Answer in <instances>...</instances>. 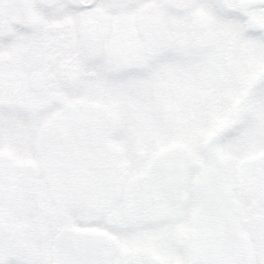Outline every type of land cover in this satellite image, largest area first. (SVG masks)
<instances>
[{
	"label": "snow or ice",
	"instance_id": "obj_1",
	"mask_svg": "<svg viewBox=\"0 0 264 264\" xmlns=\"http://www.w3.org/2000/svg\"><path fill=\"white\" fill-rule=\"evenodd\" d=\"M0 264H264V0H0Z\"/></svg>",
	"mask_w": 264,
	"mask_h": 264
}]
</instances>
